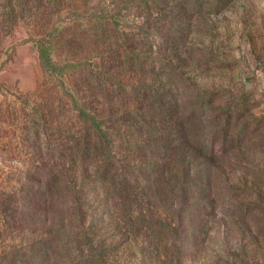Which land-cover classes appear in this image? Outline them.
Returning <instances> with one entry per match:
<instances>
[{
    "label": "rangeland",
    "instance_id": "1",
    "mask_svg": "<svg viewBox=\"0 0 264 264\" xmlns=\"http://www.w3.org/2000/svg\"><path fill=\"white\" fill-rule=\"evenodd\" d=\"M98 2L0 0V264L21 254L35 258L41 241L49 237L42 232L49 229L58 242L53 244L54 264L91 260L77 249L84 238L103 253L94 264H155L154 253L147 248L149 239L126 235L124 216L128 210L137 216L141 208L155 207L167 214L168 203L158 202L164 183L174 179L167 162L133 156L126 165L111 168L113 186L97 180L96 154L92 148L84 154L83 142H77L82 125L62 96L61 82L91 112L130 121L121 133L132 123L125 109H141L140 117L148 122L156 106L162 120L171 101L174 105L168 82L182 84L186 97L177 102L196 115L197 142L214 155L204 152L200 161L206 159L216 202L207 216L212 229L203 242L205 252L187 264H215L218 256L228 257V249L261 260L264 238L255 233L256 215L250 214L245 222L228 217L227 210L255 203L259 195L264 200V0H173L182 3L172 6L166 18L173 23L167 35L180 43L171 56L173 68L164 60L168 51L157 54L151 45L160 43L163 51L159 39L134 35V27L148 19L135 5L121 9L110 26H89ZM154 20L151 14L150 21ZM155 28L150 26L151 34ZM47 40L52 68L38 58L40 44ZM146 127L134 132L132 146H152L144 140L151 128ZM114 146V151L124 148L119 138ZM189 148V142L175 145L173 164L179 163L180 155L183 161ZM170 167L182 174V163ZM209 172L204 171L202 183ZM125 187L129 189L123 202ZM65 195L80 198L83 221L79 213L69 211L63 233L57 220L64 210L59 198ZM45 198L50 204L47 228L40 212ZM201 212L191 214L198 221ZM184 226L188 227V215ZM193 236L187 234L184 240L186 251ZM188 250L194 253L193 248Z\"/></svg>",
    "mask_w": 264,
    "mask_h": 264
},
{
    "label": "trees",
    "instance_id": "2",
    "mask_svg": "<svg viewBox=\"0 0 264 264\" xmlns=\"http://www.w3.org/2000/svg\"><path fill=\"white\" fill-rule=\"evenodd\" d=\"M172 1L173 0H99L93 8V10L97 12L92 14L88 24L94 29L98 28V24L110 26L113 20L116 21V16L120 15L119 11L121 9L131 8L135 5L136 10L141 16H147L148 19L145 25L144 23H139L134 27L136 31L134 35L143 34L149 36L153 42L159 39V42L161 41L164 47L163 51L160 50V43L151 45L154 47L157 54L168 51V57H164V60L168 61L167 66L169 65V67L171 66V68H173L174 65L171 64V56L174 52L175 54L177 53L176 49L180 43L176 44L175 39L167 35L168 29L173 23L166 18L172 6L180 7L182 3L176 5L172 3ZM115 10L117 11L116 13ZM151 14L156 20L150 21ZM151 25L156 27L154 34H151L149 30ZM165 28H167L166 32L164 31ZM121 35L125 36L126 34L123 33ZM42 42L43 43L40 44L38 58L47 68H52L54 67V63L51 58V42H48V40ZM61 83L62 96L67 99L70 111L74 114L78 123L82 125L81 130H79L80 134L77 138V142H83L82 144L85 146L83 149L84 154H88L91 148L93 149V153L96 154L95 160H89H94L95 164L99 165L101 168V170H99L97 166V172L95 170L97 173V180L101 183H107L113 186L115 175L113 176L110 174L112 167L119 163L126 165L128 161L133 159V156L140 159V157H145L146 155H149L151 158L153 157V159L156 158V162L158 160L167 162L166 166L168 167V172L171 174L170 176L174 178L170 183H164V187L160 190V193L164 195L158 198V202L168 203V207L164 209L167 214L164 215V212H159L156 207L154 211H145L141 208L137 216H133V211L128 210L124 216L126 235L137 238L143 236L145 239H149L147 248L149 249L151 247L154 253L155 264H187V261L191 260V257L194 259L197 255L200 256L203 254L205 252L203 242L206 238L210 237L212 229L211 226H207V220L208 217L213 214L216 202L214 192H212V187L214 186L208 166L206 165V159L201 162L200 158L204 152H207L210 157L214 155L210 150L204 151V144H199L197 142L199 136L195 133L199 131V126L195 120L196 115L193 112L189 115L186 112L187 107L177 102V98L181 97L179 99H183L184 96L186 97L182 84L178 82H168V86L170 87L168 93L171 95V99L174 100V105L171 101L170 107H167L165 110H169V112L164 115L165 117L162 120L160 113L161 108H157L156 106L154 107L156 110L152 111L148 122H145V120L140 117L141 109L137 111L125 109L124 114L129 116V120H131L132 123L127 124L128 126L124 129V133H121L122 130L120 129L123 124L130 121H125L124 117L112 118L107 116L108 114L102 117L96 114V112H91L90 108L86 107L85 104L76 97V94L71 88L65 86L63 82ZM104 92L106 96L109 90H105ZM103 95L104 94H101L99 98L102 99L104 97ZM106 99L108 98L106 97ZM184 104L186 105L185 101ZM188 104H190L189 101ZM148 124L151 128L146 132L147 138L144 140L148 139V142H152V146L142 147V149L132 146L131 142L134 140V132L146 130V125ZM136 125H140V129H138ZM135 126L136 129L133 130ZM117 138L123 142L124 148L114 151V143ZM215 138L214 136V139ZM182 142L190 143L189 149H191V152L182 158L183 161L180 159L181 155L178 156L179 158L177 159L179 163L173 164V162L176 161V157L172 150H174L175 145L180 146ZM181 163L183 165L182 174L179 175L174 173L176 170H173V167L170 166H179ZM209 163L212 164V159H210ZM202 165L204 166V171L209 172L204 183H202L205 177ZM190 178L193 179L188 182ZM123 185H125V183H123ZM127 189L129 188L125 187L124 195H121L123 196L121 197L123 202L127 199V196H125ZM68 190L66 191L68 192ZM132 198L136 203L135 205H137L138 199H136V196ZM47 199L48 198H45L40 202V212L44 216L45 228H47L48 225V212L50 207L49 200ZM257 199L259 201L252 204L247 203L230 206V210H227L229 211L227 215L234 220L237 219L245 222L246 217L250 214L256 215V218L252 217L255 219L253 224L255 225V233L258 237L264 238V200L260 195L257 196ZM79 201L80 198L75 195L71 197L65 195L59 198V203L63 206L64 210L61 212L63 215H60L57 220V225L63 233H66L65 230L69 223V211L79 213L80 221H83V214L80 212L82 207ZM170 208L172 209L170 212L171 214L168 212ZM197 210L202 211L200 220H198L199 224L196 220V216H192L191 214ZM259 213L260 215L258 216ZM186 215H188V227L184 226ZM201 215L205 220H202ZM83 225L84 224L81 222L82 228ZM42 234L46 236L49 235V237L41 241V245L38 250H36L35 258L28 259L26 258V254H21L19 257L15 255L16 257L11 259L9 264H54L52 261V256L55 254L53 244L55 242L57 246L58 242L50 235L51 229H49V231L44 230ZM187 234H195V236H193L194 242L192 246L188 248H193L194 253L189 252L190 250L188 249L187 251L184 249V240ZM81 237L83 238L84 236ZM65 238L68 240V234L65 235ZM77 249L81 257L91 259L83 261V264L87 262L94 264V261L103 258V253L98 250L99 248L95 247L94 243L86 238L78 242ZM229 250L230 249H228V257L222 259L218 256L215 260V264H264V255L261 256V260H257L252 256H247L244 251L241 252V254H243L242 256L236 253L235 250L232 252ZM86 251L87 254L84 256L83 254Z\"/></svg>",
    "mask_w": 264,
    "mask_h": 264
}]
</instances>
